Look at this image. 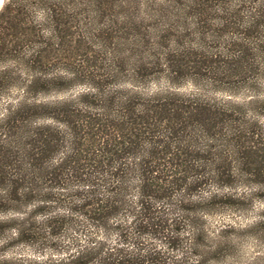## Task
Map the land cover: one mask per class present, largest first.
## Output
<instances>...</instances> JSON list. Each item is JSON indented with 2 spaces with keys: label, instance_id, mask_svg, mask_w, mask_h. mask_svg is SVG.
Segmentation results:
<instances>
[{
  "label": "trees",
  "instance_id": "trees-1",
  "mask_svg": "<svg viewBox=\"0 0 264 264\" xmlns=\"http://www.w3.org/2000/svg\"><path fill=\"white\" fill-rule=\"evenodd\" d=\"M255 200L264 0L4 1L0 264H239Z\"/></svg>",
  "mask_w": 264,
  "mask_h": 264
},
{
  "label": "rangeland",
  "instance_id": "rangeland-1",
  "mask_svg": "<svg viewBox=\"0 0 264 264\" xmlns=\"http://www.w3.org/2000/svg\"><path fill=\"white\" fill-rule=\"evenodd\" d=\"M4 1L0 0V8ZM258 219L261 223H257ZM206 224L212 234L219 232L224 225H232L230 232L226 235L232 239L235 257L233 259L238 261L237 263L254 264L251 263L253 257L262 256L264 258V201L255 200L247 210L240 212L212 213L207 216ZM21 250L23 249L19 248L16 252H22ZM263 258L262 262H264Z\"/></svg>",
  "mask_w": 264,
  "mask_h": 264
}]
</instances>
